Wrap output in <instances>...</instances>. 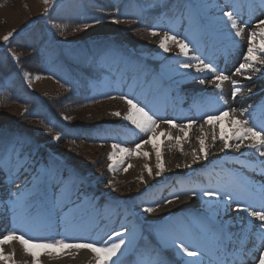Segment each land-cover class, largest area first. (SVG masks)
I'll return each instance as SVG.
<instances>
[{
    "label": "bare ground",
    "instance_id": "6f19581e",
    "mask_svg": "<svg viewBox=\"0 0 264 264\" xmlns=\"http://www.w3.org/2000/svg\"><path fill=\"white\" fill-rule=\"evenodd\" d=\"M231 2L233 0H191L193 13L189 14L184 24H181V21L185 18L182 14L172 22L160 24L158 26L159 30L168 31L176 34L179 38L185 39L189 43L190 50L188 57L181 56V58L175 59V57L180 56L179 49L175 45H170L171 50L164 52L158 47L160 37H158V41L150 40L145 45L144 50H159L156 58L165 64H162L161 68L156 69L157 74L154 79H150V76L148 79V73H143V84H140L141 81L140 83L138 81H128L129 83L125 86L126 83L122 84L121 82L122 76L128 72H133L135 66L126 65L127 63L123 64L118 60V57V59H112V63H110V66L113 67L110 72L116 73L120 84L117 87L121 88V92L138 101L158 117L159 120H171L178 125L187 124L192 120L196 122L183 133L180 132L179 128H170L168 124L160 123L153 141L156 148L153 147V144H142L143 140L149 138V134L138 132L128 122H125L127 125L117 123L118 118L116 116L109 115L114 120V123H103L105 126L103 130L107 131L104 136H112L113 139H116L117 136L121 137L122 144L129 149L135 148L136 144H141L139 151L140 153L145 151L149 153L150 164L157 163V148L161 154L163 152L164 154L171 153L173 155L172 159L170 158L172 162L177 159L175 156L187 154L185 157L189 158L187 161L191 162V167L182 172L178 170L168 174L166 177L156 176L153 173V175L149 176L147 172L145 174L143 165L141 168L139 167L141 172H144L141 174L143 178L145 177V181H143L145 184L143 183L144 187L142 190H144L143 194L146 198L137 201L140 210L136 214L142 217H154L152 221L162 225L161 234L168 238H175L177 232L178 234L180 233L179 228L185 224L184 220L181 219L179 221L176 218L177 215L190 212L198 213L202 218L214 216L215 221L222 223L230 233L239 234L240 229L247 225L244 231V235L247 237L249 232L255 233L251 225H248V220L251 218H247L246 213L237 212L235 210L236 205L241 202L240 205L242 206H252L259 210L261 203L264 202L262 200L264 157L259 156L255 150L247 147H241L240 153H237L238 150L235 147L225 150V153L218 152L220 149L218 143L221 142L220 144H223V140L220 139L221 134L225 138L231 135L232 125L230 117L232 113L229 111L230 108L239 110L240 107L249 108L251 106L249 115L240 117L237 113V119H249L256 125L257 129L264 126V73L260 74V77L257 76L259 73H256L251 80L245 79V76L252 75L251 72L245 73V75H234L235 67L241 59L243 60L248 42L245 43V40L240 42L241 39L238 40L237 38L233 39L235 38L234 30L229 25H226L228 18L222 13L231 11L236 16V18H233L236 22L240 21L243 25L244 21L255 22L253 24L254 27L258 19H264V15L261 14L258 7H251L252 5L259 6L260 0H253V2L251 0V3L247 0H234V3H237L236 7L231 5ZM189 6L188 2L185 5L184 9L186 10L183 11L184 13H187ZM190 11L192 12V10ZM193 56L202 57L206 62L213 63L219 70L230 77V81H237L241 87V91L237 96L235 98L231 96L232 84L230 81H226L227 83L225 82L221 89H216L214 85L207 82L205 84L198 83L200 79L211 80L212 75L210 73H196L195 70L180 68L181 62H188ZM143 61H148V59L143 58ZM107 63L104 60L103 66H106ZM125 65L126 67L124 68L123 66ZM139 67L136 66L134 70H141ZM154 70L155 67L151 69L152 72ZM146 80L147 82L145 83ZM201 86L208 89L201 90V88H197ZM107 90L109 91L110 88ZM109 106L116 107L117 105L112 103ZM118 110L126 113L127 105L124 103V107H119ZM221 112H228V115L221 120H214L211 124H202L207 115H218ZM201 125H204L203 135L206 137L207 159L201 158L193 163L192 154L194 151L199 153L200 149ZM213 131H215L217 137L215 143L212 138L207 137L212 135ZM161 133L165 135H161ZM168 134L173 139H167L166 136ZM176 137H182V139L177 142ZM192 139L195 140L193 142L195 147L192 152H188V144H190ZM48 142L54 148L58 145L53 139ZM237 142L229 140L230 145ZM248 143L249 141L244 142L245 145ZM13 144L12 149L16 150V154L6 156L0 162V237L6 235L8 231H15L17 234H23L26 238H30L33 241L64 239L69 243L91 242L99 246L104 243L114 242L117 237L113 236V232H120L126 228L128 230L127 235L122 238L136 242L137 232L133 228L134 216L129 215L125 211L117 210L116 205L110 203L111 199H116L114 196H109L106 191L99 190L97 186L93 185V181L88 179L83 186L79 185L78 187L64 169L52 170L45 168L40 171L42 167L41 159L45 160L46 157L43 151L48 150L44 145L37 144L34 147H30L31 145H24L16 139H14ZM24 148H29L26 153L23 152ZM39 149L42 150V153L37 151ZM43 155L44 157H42ZM137 156L144 158L142 154L135 155V157ZM237 156H241V160L244 159L248 165H242L243 167L239 172H234L229 168L228 163L225 165V161L236 159ZM119 170L117 169V171ZM120 172L126 173L122 170ZM221 172H223L226 179L220 176ZM118 176L119 174L117 173L115 178L119 179ZM171 178L173 179L169 183L167 180ZM166 183L167 185H165ZM17 186H19V191H17ZM205 189L219 192L220 197L231 196L240 202L236 203L233 201L229 203L227 199H220L219 197L209 200L208 197L202 195V190ZM190 190H195L197 195L192 197ZM173 194H180L179 199L173 200L171 204L165 203L166 200L173 198ZM17 196L37 206H40L42 202V211L37 212L34 208L31 221L21 220L12 210V201ZM190 200L195 205L181 206L183 202ZM201 205H205L206 208L200 209ZM144 207L157 209L151 213H145L142 211ZM217 213L218 215H215ZM113 215L116 219L113 218ZM171 221L177 224L179 227L177 230L173 227ZM186 222H191V220L187 219ZM146 224L149 223L141 222L142 227ZM203 226L205 229L206 225ZM181 232V235L185 236L182 229ZM206 234L205 237L199 239V246L197 244L196 247L191 243L189 246L200 248L204 254L208 253L207 248L210 246L211 233L208 232ZM256 242L258 248L253 245L250 246V243L255 244ZM259 244L258 235L253 234L250 238L245 239L243 245V247L247 248V252L249 251V254L253 256V263L255 264L258 252L262 250ZM131 246L132 244L125 251ZM136 248L137 246H134V249ZM3 250L5 254L15 253L16 264H32V258L23 252L21 245L16 241L5 244ZM36 251L39 254L40 264H92L95 262L94 254L86 249H57L56 252L59 254H54L53 256L44 255L48 251L46 249H36ZM132 254L133 252H126L118 262L131 257ZM179 255L181 261L188 264L191 258L184 256L180 252ZM202 257L203 255H200L197 260L201 261ZM234 259L237 264H249L242 255L237 254ZM176 264H178V260H176ZM203 264H208V262H203Z\"/></svg>",
    "mask_w": 264,
    "mask_h": 264
},
{
    "label": "rangeland",
    "instance_id": "374dc122",
    "mask_svg": "<svg viewBox=\"0 0 264 264\" xmlns=\"http://www.w3.org/2000/svg\"><path fill=\"white\" fill-rule=\"evenodd\" d=\"M102 1L54 0L53 6L45 14L43 0H0V37L15 29L13 37L7 44L0 39V63L10 60L13 67L12 72L8 75L4 77L0 75V162L6 156L16 154V150L13 151L12 149L14 139L19 140L24 145L29 144L30 147L37 144L44 145L48 150L43 151L46 157L45 160L41 159L40 171L45 168L64 169L78 187L79 185L83 186L88 179L93 181V185L97 186L99 190L106 191L109 196H114L116 199H111L112 202L110 201V203L116 205L117 210L125 211L134 216L133 228L137 232L136 242L133 240L132 246L124 252L125 254L126 252H133V254L121 264H135L138 253L144 249V247L139 246L137 250L135 249L136 252L132 250L145 237L141 222L149 223V227H146L148 228L147 236H151L149 235L150 232L158 242L157 244L164 247L162 238L165 236L161 234L162 225L152 221L154 217H142L136 214L140 210L137 201L146 198L143 194L144 190H142L145 177L141 181V174L148 173L146 170L142 173L139 167L141 168L142 165L144 167L147 164L153 174H156L157 168L156 164L149 163V153L147 152V158L135 157V154L125 156L124 163L117 169L125 171L127 168L126 173H121L120 170L108 171V164L111 162L107 155L111 151V145L119 143L124 146L121 137L117 136L118 138L113 139L112 136H104L107 131L103 130L105 127L103 123L114 121L110 117L112 113L120 112L121 116L124 114L118 110L119 107H124V102L119 99V96L124 93L121 92V88L117 87L120 85L117 80L118 77L116 73L110 72L113 68L110 63H112V59L119 58L118 60L123 64L135 66L134 69L136 66H140L141 70L135 71L133 69V72H128L122 76L121 82L122 84L126 83L125 86L132 81H138V83L141 81L140 84H143V73H148V79L149 76L150 79H154L157 74L156 69L161 68L164 63L156 58L159 50H144L145 45L150 40L158 41L159 36H151L150 31L156 30L163 35L165 31L161 29L160 31L158 26L162 23L172 22L181 14L185 16L184 20L181 21V24H184L189 14L193 13V4L191 0H104L110 2L106 8L102 5ZM247 1L251 3V0ZM188 2L189 9L186 11L187 13H184L185 5ZM231 3L236 7L237 3H234V0ZM121 7H125L122 13L119 12ZM245 9L247 8L245 7ZM233 18H236L235 14ZM114 20L121 22L113 23ZM254 23L244 21L243 25L242 22H237L238 26L244 28V35L237 38L238 40L241 39L240 42H244V40L245 43L248 42L247 33L256 30ZM84 24L89 25V27L84 29ZM226 25L230 26L228 23ZM76 28H80V30L74 31L73 29ZM225 33L227 34V32ZM20 37L28 40V44H35L33 48L36 49V54L34 56L28 54L30 52H27V49L17 48L16 41H22L18 40ZM228 39L232 38L229 37ZM233 39L235 40L236 37ZM29 45L33 46L32 44ZM143 58L148 59V61H143ZM179 58L181 55L175 57V59ZM104 60L106 63L109 61L106 66H103ZM242 62L241 59L235 68ZM126 65L123 67L125 68ZM153 67L155 70L152 72ZM257 67L260 66L257 65ZM144 68L145 70H143ZM25 72L29 74V80H25ZM262 73L264 72H260L257 76L260 77ZM36 76H39L40 79H35ZM197 88L208 89L202 86ZM104 89L106 90L104 91ZM112 103L117 106H109ZM243 107L245 108V106ZM64 116L71 119L65 120L63 119ZM117 118V123L127 125L121 117ZM48 128H51L52 132H48ZM56 132L61 133L62 139L56 141L58 145L54 148L53 145H49L48 141ZM207 137L211 139L212 135ZM193 142L195 140H190L188 152L194 150ZM220 143H218L220 148L218 152L220 153H225V150L233 148L229 147L221 151L223 144ZM27 149L29 148H24L23 152L26 153ZM240 150L237 153H240ZM37 151L42 153L40 149ZM186 155L175 156L177 159L172 162L170 158L172 159L173 155L163 152L161 158L165 169L160 176L166 177L178 170L182 172L190 168L187 165H190L191 162L187 161L189 158H186ZM204 162L206 163V161ZM227 163L234 172H239L243 166L248 165L244 159L241 160V156H237L233 160H226L225 165ZM174 164L180 165V167L178 168ZM117 173L119 179L115 178ZM220 176L226 179L223 172ZM172 179L166 180L170 183ZM108 181L113 182L111 186H109ZM233 201L240 202L236 198ZM187 202H183L181 206L195 205L191 200ZM204 208H206L205 205L200 206V209ZM116 211L115 213H117ZM194 214L190 212L177 215L176 218L179 221L181 219L185 221V224L180 228L172 221L171 224L176 230L180 229V233L177 232L176 237L183 239L188 245L191 243L197 247V244L199 246V239L208 233L203 226L207 225L208 221L207 218H202L198 213ZM114 215L113 218L116 219ZM192 217L193 219H191ZM187 219H190L191 222H186ZM196 222L198 223L196 224ZM181 229L185 236L181 235ZM141 243L143 245L150 244L149 241L147 243L142 241ZM252 245L258 248L257 242L255 244L250 243V246ZM165 248L172 249L178 264H185L184 261H181L178 250L176 252V249L171 246ZM156 251L162 258L165 256L162 252ZM244 256L247 259L250 258L249 262L244 258L247 263L255 264L249 251ZM202 258V262H208L213 257L209 253H205ZM0 264H5V262L0 261ZM166 264H170V261H166Z\"/></svg>",
    "mask_w": 264,
    "mask_h": 264
},
{
    "label": "snow or ice",
    "instance_id": "6c2138e0",
    "mask_svg": "<svg viewBox=\"0 0 264 264\" xmlns=\"http://www.w3.org/2000/svg\"><path fill=\"white\" fill-rule=\"evenodd\" d=\"M44 13L47 14L49 9L53 6L54 0H43ZM251 7L260 10L261 14L264 15V0H260L259 6L252 5ZM225 17L228 18L227 23L230 24L232 30H234V36L236 38H240L244 35V28L238 26L236 20L233 19L234 13L231 11H226L223 13ZM121 21L114 20L113 23H119ZM89 25L84 24L83 28L87 29ZM254 31H249L247 33L248 43L246 52L243 55V62L239 64V66L235 69L234 75H243L244 73L251 72L252 75L245 76V79L251 80L252 76L256 73L264 72V19H258L255 24ZM74 31H79L80 28L73 29ZM15 33V29L9 31L4 36L0 37L5 44H7L10 38L13 37ZM151 36L156 37L159 36L158 47L164 52H169L170 45H175L176 48L179 49V54L183 57L189 56V43L185 41V39L179 38L176 34H172L168 31H165L163 35L160 34L159 31L151 30L149 33ZM257 38L258 42H257ZM15 58V56H14ZM259 65L260 67H257ZM180 68L185 70H195L196 73H210L212 75V79L208 80L207 83L215 86L216 89H221L223 84L226 81H230V77L226 75L223 71L219 70L213 63L206 62L204 59L199 56L191 57L188 62H181ZM25 80H29V74L27 72L24 73ZM35 79H40L39 76H36ZM204 79H200V84H205ZM232 90L231 96L235 98L237 94L241 91V87L238 85L237 81L231 80ZM251 91V89H249ZM115 98V97H110ZM119 99L122 100L127 105V111L121 116L120 112H113V116L121 117L122 120L128 122L134 129L138 130L140 133L149 134V138L147 140H143L142 144H153V147L156 148V145L153 143L157 129L160 123L168 124L170 128H179L180 132H185L186 129H190L193 124L196 122L194 120L189 121L187 124L178 125L171 120H159L153 113L146 109V107L142 106L138 101L134 99L121 95ZM249 108L236 109L230 108L229 111L232 113L230 117V122L232 125L231 135L227 138L221 134L220 139L223 140V147L221 151L228 149L229 147H235L237 150L241 149V147H247L249 149L255 150L259 156L264 157V126H261L257 129L256 125L250 121L249 119H237V113L240 117H245L249 115ZM228 115V112H221L218 115H207L204 119V124H211L214 120H221L224 116ZM63 119L69 120L71 119L68 116H64ZM48 132H52L51 128L47 129ZM200 131L202 135L199 137L200 149L199 153L193 152V163L199 161L201 158L207 159V151L205 149V136L203 135L204 129L203 125L200 127ZM161 135H165L161 133ZM167 139L171 140L173 137L168 134L166 136ZM52 139L55 141H60L62 139V135L60 132H56ZM177 142H179L182 137L175 138ZM217 137L215 131L212 133V140L215 143ZM229 140L238 141L234 145L229 144ZM245 141H249L247 145L244 144ZM141 148V144H136L135 148L129 149L127 147L122 146L119 143H113L111 145V151L108 153L107 158L111 162L108 164V171H115L119 166L124 163L125 156L135 155H143L145 158L148 157V153H140L139 149ZM15 151V149H13ZM156 176H160L164 171L161 153L159 149H156ZM191 167V165H187ZM131 167V165H129ZM179 168L180 165H177ZM145 170L148 172L149 176L152 175L151 169L147 164L144 165ZM127 171V168H125ZM141 181H143V177H141ZM112 181H108L109 186L112 185ZM17 191H19V186H17ZM191 196L195 197L197 192L195 190H190ZM202 195L208 197L211 200L214 197H219L220 199H227L229 203L232 202V197H220L219 192L213 190H202ZM180 194H173L172 199H168L165 201L167 204L173 203V200H178ZM262 200H264V190H262ZM42 202L40 206L33 205L29 203L27 200H23L21 197L17 196L15 200L12 201V210L16 216H18L23 221H31L32 210L35 208L37 212L42 211ZM155 209L153 207H144L142 209L145 213H151ZM237 212H243L247 214V218H251L248 220V225H251V228L255 230V233L249 232L247 237L244 235L245 227L240 229V233H230L225 228L222 223H217L215 221L214 216H209L207 218V225L205 230L211 233V242L210 246L207 248L209 255L213 258L209 259L208 264H237V261L234 259V256L246 255L247 248L243 247L245 239L250 238L253 234L258 235V239L260 241L259 247L262 249L258 252L256 258V264H264V202L261 203V207L259 210L255 209L252 206H242L240 204L236 205ZM215 215H218L215 214ZM259 222V223H253ZM128 230L122 229L120 232H113V236L117 237L114 242L104 243L102 245H96L91 242H78V243H69L64 239H56L49 241H33L30 238H26L23 234H17L15 231H8L6 235L0 237V261H4L5 264H16V260L14 259L15 253L5 254L3 250V246L5 244H9L13 241L18 242L23 252L32 258V264H40L39 254L36 249H46L44 255L53 256L54 254L58 255L56 252L57 249H86L94 254L95 264H118L119 256L124 254L125 249L132 243L129 240H126L122 237L127 235ZM111 239V237H110ZM164 247H174L184 256L191 258L188 261V264H203L202 261H198L196 258L200 255H203V251L200 248H192L190 247L183 239L179 237L175 238H162ZM254 243V241H253ZM160 245H157L159 248ZM135 251V249H132ZM115 258V259H114ZM135 264H166L165 260L162 256L156 251V248H152L149 246H145L142 251L138 253V259Z\"/></svg>",
    "mask_w": 264,
    "mask_h": 264
},
{
    "label": "trees",
    "instance_id": "16d2710c",
    "mask_svg": "<svg viewBox=\"0 0 264 264\" xmlns=\"http://www.w3.org/2000/svg\"><path fill=\"white\" fill-rule=\"evenodd\" d=\"M102 5H104L106 8L108 7V5H110V2H107V1H102L101 2ZM115 6V5H114ZM107 12V11H106ZM107 14V13H105ZM19 40V39H18ZM17 43V48L19 49L20 47L24 48L25 50L27 49V52L29 51L30 53L28 54H32L34 56V54H36V49H34V45L33 46H30L29 44L25 43L24 41L23 42H19V41H16ZM27 54V55H28ZM26 55V56H27ZM31 55V56H32ZM18 63V62H17ZM36 68V67H35ZM13 70V67L11 66V63H10V60H8V62H3V63H0V75L2 76H6L8 75L10 72H12ZM82 173V172H80ZM83 174V173H82Z\"/></svg>",
    "mask_w": 264,
    "mask_h": 264
}]
</instances>
